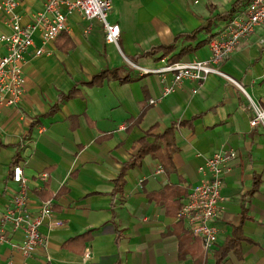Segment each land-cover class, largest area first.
Here are the masks:
<instances>
[{"label":"crops","instance_id":"1","mask_svg":"<svg viewBox=\"0 0 264 264\" xmlns=\"http://www.w3.org/2000/svg\"><path fill=\"white\" fill-rule=\"evenodd\" d=\"M236 1L241 4L231 16L245 9L250 0H112L109 20L120 25L119 47L105 39L104 27L97 20L91 21L87 32L90 22L74 12L66 31L75 42L74 49L64 53L58 48V38L48 54L31 55L24 66L22 101L0 109V226L20 188L11 172L12 162L19 159L31 211L46 202L37 194L46 190L52 194L51 219L62 224L54 229L43 224L45 244L28 253L0 241V264H194L191 254L181 257L179 239L171 232L180 220L191 234L189 224L168 215L164 205L150 201L147 193L179 183L190 193L208 177L202 167L221 147L238 150L239 155L224 177L223 208L214 220L217 241L206 253L201 238L191 235L201 244L203 264H215V251L232 234L245 203L243 233L251 241H242L241 255L230 251L223 264H264V127L250 124L252 111L245 97L234 84L216 75L204 82L185 81L174 93L163 95L157 75L142 76L126 62L129 58L143 67L158 66L161 52L145 55L148 50L173 43L176 35L203 26L209 17L229 11ZM44 2L21 0L18 11L23 22L30 21ZM229 19L215 20L211 33L203 31L199 40L216 34ZM10 32L1 12L0 36ZM35 42L41 44L39 36ZM196 42L180 39L174 52ZM5 52L0 42V54ZM211 52L207 42L181 60H204ZM221 65L264 106V24ZM118 66L134 79L79 85L80 96L62 101L53 115L44 117L61 92H69L75 83L88 81L104 68ZM143 111L142 121L127 130L126 121ZM188 121L191 124H178ZM173 124L177 125L176 172L167 174L149 154L140 166L126 172L122 198L113 196L114 179L135 154L139 138L151 130L148 139L153 141ZM102 136L106 138L98 142ZM43 172L49 174L46 182L40 178ZM257 179L258 189L246 195ZM64 187L67 190L55 197ZM187 194L181 198V207ZM6 230L12 242L23 237V231L9 226ZM88 231L92 237L84 252L83 247L78 249L81 253L64 248L67 240ZM72 245L77 249L82 242Z\"/></svg>","mask_w":264,"mask_h":264},{"label":"built area","instance_id":"2","mask_svg":"<svg viewBox=\"0 0 264 264\" xmlns=\"http://www.w3.org/2000/svg\"><path fill=\"white\" fill-rule=\"evenodd\" d=\"M20 2L21 0L0 1V13L5 15V24L11 28L10 33L0 36V42L6 47V52L0 54V109L18 105L22 101L25 93L24 66L31 55L42 56L50 52L49 46L63 32L69 30L68 19L74 12L90 22L87 32L92 27L91 21L97 20L104 27L105 39L119 47L120 25L109 20L113 9L112 0H45L43 8L26 23L18 11ZM263 24L264 0H250L245 9L231 16L226 25L209 39L208 44L212 52L208 58L171 63L165 57L156 67H143L129 58H126V62L142 76L157 75L162 83L163 95L174 93L185 81L204 82L211 75L227 79L245 97L248 108L252 111L250 124L264 127V106L255 100L237 79L230 77L221 65L243 40ZM36 36H39L40 45L35 42ZM150 102L155 103V100L151 99ZM238 155V150L221 147L209 156L202 167L208 177L187 194L180 209L179 218L189 224L193 236L201 238L206 253H209L217 241L218 229L214 220L223 208L224 196L221 192L224 177L231 171L230 164ZM11 172L13 181L20 188L2 215L0 241L11 242L17 249L28 253L38 244H45L46 237L40 229L43 224L47 223L49 229H54L60 226L62 221L51 219L54 215L52 200L44 202L36 211H31L22 164L14 165ZM40 178L46 182L49 174L43 172ZM7 226L13 231H23L19 242L11 241L7 235Z\"/></svg>","mask_w":264,"mask_h":264},{"label":"trees","instance_id":"3","mask_svg":"<svg viewBox=\"0 0 264 264\" xmlns=\"http://www.w3.org/2000/svg\"><path fill=\"white\" fill-rule=\"evenodd\" d=\"M241 4V1H236L232 4L231 9L225 13H220L215 16H211L206 20V23L199 28L188 31V33H182L175 36L173 43L160 45L158 47H154L146 52L145 55H156L161 52L160 60L162 58L167 57L168 61L174 63L175 61L181 60L184 55L193 52L194 50H198L202 48L209 39L213 37L214 34H210L208 38L203 40H199L198 35L203 31L211 33V28L214 25V21L217 19L227 20L231 17L233 12L236 10L238 5ZM180 39H184L187 42H194L197 41L194 45L189 44L186 47H183L175 53L176 44ZM58 41V48H60L64 53H68L72 51L75 47V42L69 37L67 32H63L60 36ZM119 80L122 83L130 82L134 77H131L130 74L124 72V68L118 66L116 68H104L102 71L94 74L88 81H82L75 83V86L69 92H61L58 95V101L54 104L51 109L44 115L47 117L49 115H53L56 112L61 104L62 101L75 98L76 96L81 95V90L79 85H86V86H99L102 85L104 80ZM145 111L139 114L137 117L130 118L126 121V129H130L134 125L139 124L143 117ZM39 118H37L38 120ZM36 123L33 121L32 126ZM179 126L183 124H191V121L188 122H179ZM177 128L176 124H173L167 127L162 134L155 135L154 140L150 141L148 137L152 135L151 130L147 131L144 136L139 138L138 147L134 155L124 162L121 166V171L118 176L114 179L115 187L112 191V195L119 194L122 198L123 189L125 186V175L129 169L135 168V166H140L142 160L148 156L149 154L157 159L160 163L162 169L167 173L171 174L176 172V167L174 166L173 157L175 152L178 151V146L176 143L175 138V130ZM107 136V135H106ZM106 136L98 137L97 141L101 142ZM20 160V159H19ZM19 160H14L12 162V167L16 165ZM260 181L259 179L254 181L253 187L251 191L246 194L251 196L254 191H256L259 187ZM47 185V183H46ZM66 187L60 189V191L55 195V197L62 194ZM37 194L43 198V200L48 201L52 198V194H48L46 190L37 191ZM187 194V188L181 186V184H167L159 191L147 193V197L150 201H155L157 203H162L165 207V211L168 215L179 217L180 209H181V198ZM246 204H242V212L238 219V224L233 226L232 234L225 240L224 244L219 247L217 251H215V264H223L226 256L229 254L230 251H234L238 256L241 255L240 246L242 241H251L250 238L246 237L243 233V224L244 220L247 218V208ZM176 237L179 239V253L181 257H184L188 254H191L195 261L194 264H203L204 258L203 253L201 252V244L197 238H193V236L184 229L183 224L179 220L176 224H174V229L171 231ZM92 237V231H88L85 233L80 234L70 240H67L64 244V248H69L73 251H78L79 253L85 251V244L86 241L90 240ZM82 242V246L77 247V249L72 245L74 243ZM83 249L81 252L78 250L80 248Z\"/></svg>","mask_w":264,"mask_h":264},{"label":"rangeland","instance_id":"4","mask_svg":"<svg viewBox=\"0 0 264 264\" xmlns=\"http://www.w3.org/2000/svg\"><path fill=\"white\" fill-rule=\"evenodd\" d=\"M96 22V21H95ZM127 65H128V63H127Z\"/></svg>","mask_w":264,"mask_h":264}]
</instances>
